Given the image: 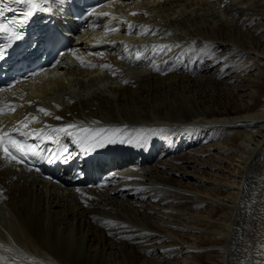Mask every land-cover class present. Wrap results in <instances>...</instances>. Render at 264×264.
<instances>
[{"label":"bare ground","instance_id":"1","mask_svg":"<svg viewBox=\"0 0 264 264\" xmlns=\"http://www.w3.org/2000/svg\"><path fill=\"white\" fill-rule=\"evenodd\" d=\"M249 1L112 6L97 31L74 43L69 57L77 66L66 70V81L56 79L59 91L35 90L19 105L0 95V124L24 121L22 132L38 143L60 144L69 166L79 164L94 141L118 137L106 158L92 164L103 179L91 186L70 188L68 177L50 185L0 158V204L14 215L6 216L8 223L0 219L3 264H146L148 255L157 264H264V104L257 106L264 69L254 63L245 78L238 64L264 61V22L248 28L259 2L243 6ZM244 27L261 45L251 40L247 50L233 51L232 40H242L231 33ZM110 30L98 47H88ZM197 84L209 90L189 95ZM222 85L232 87V101L218 100ZM41 93V106L26 109ZM68 125L76 127L53 132ZM222 126L233 130L224 138ZM239 127L248 132L238 143Z\"/></svg>","mask_w":264,"mask_h":264},{"label":"rangeland","instance_id":"2","mask_svg":"<svg viewBox=\"0 0 264 264\" xmlns=\"http://www.w3.org/2000/svg\"><path fill=\"white\" fill-rule=\"evenodd\" d=\"M253 2H259V7L258 6H254L253 8L254 9H257V11H255L256 13H255V15H253V16H251V21L248 23L249 25H248V28L249 29H251V27H253L254 25H256L258 22H264V0H250L249 2H246V3H244L243 4V6L244 5H249V4H251V5H253L254 3ZM262 3V4H261ZM260 4L262 5V6H260ZM51 7H52V10H55V7H56V4H55V1H53L51 4ZM121 7V6H120ZM111 9L112 8H109L108 10L109 11H111ZM260 10V11H259ZM112 12V11H111ZM122 14H123V12H122ZM126 15H129V14H127L126 13ZM173 18V17H172ZM222 19L224 20V19H228V17L227 16H223L222 17ZM175 20L176 19H174L173 18V21L171 20L169 23H175ZM253 20V21H252ZM115 22L117 21V25H118V22H119V20H114ZM163 21V20H162ZM252 22V23H251ZM112 24H114V22H112ZM116 24L115 25H112L111 27H113L114 28V26H116ZM159 26H160V24H159ZM247 27H244V28H242V29H240L239 30V32H232L231 34V38H233V37H236V38H241L240 40H242V41H239V40H232L233 42H232V47H234V49H233V51H235V50H237V49H241V51H243V50H247V48H248V45H245L244 43H248L247 41H251V42H253V43H255V42H257L258 44H259V46L261 45V42H260V40L258 41V39H256V37H255V35H253L252 33H249L250 31H246L247 29H248ZM241 31H242V33L244 32V33H246L245 35H243V36H241L242 34H241ZM108 32V31H107ZM106 33V32H105ZM108 33H110L109 35H108ZM107 34H106V37L107 36H111V35H113L112 33L113 32H108ZM234 34V35H233ZM240 34V35H239ZM239 36V37H238ZM252 36V37H251ZM106 37H104V39L103 40H106ZM108 38V37H107ZM137 38V37H136ZM235 38V39H236ZM244 41H246V42H244ZM250 42V43H251ZM229 44H230V42H229ZM235 44V45H234ZM239 44V45H238ZM243 45V46H242ZM263 46V45H262ZM244 48V49H243ZM243 49V50H242ZM155 50H157V49H155ZM155 50H153V51H155ZM206 51V50H205ZM249 51V50H248ZM157 52V51H156ZM258 53V52H257ZM150 54H148V57H150L149 56ZM253 56V55H252ZM252 56H249V57H252ZM154 58H155V55L153 56ZM250 60H252V59H250ZM151 63V62H150ZM259 64V65H261V66H263V69H264V61H261L259 58H257V59H253L250 63H248V64H246L245 62H243V59H241L240 61H238V64H239V66H241V71L239 72L240 74L239 75H241V77H245V78H250V73H249V71H247L248 69V67L250 66V65H252V64ZM179 65H180V63H179ZM200 66H198L197 67V69H201V68H205V66H204V64H199ZM243 69H245V71H243ZM247 69V70H246ZM64 74H63V76H62V80L63 81H66V79L64 78ZM61 78V77H60ZM56 79H59L58 77H57V75H55V77L54 78H48V77H42V78H40V80L38 81V82H36V83H33V84H29L28 86H25L24 88H22V89H18V90H15V91H12V93L10 92V95L9 94H5V96L3 95L2 96V98L4 99V101L3 102H6L7 104H11L10 102H12V103H15V104H20V101L22 100V99H24L25 101H26V99H28L29 97V95H31V94H34L35 93V90H39L40 89V87L41 86H43V87H45V89L46 88H48L49 86L51 87V86H54L55 85V81H56ZM111 80H112V78H109V81L111 82ZM244 81H247V79H245ZM244 81L242 82V83H244ZM197 82V81H196ZM202 82V83H201ZM203 82H206V81H199L198 83L199 84H201V85H203L204 83ZM191 83V82H190ZM189 83V84H190ZM201 85H199L198 86V84L197 85H193L192 87L190 86L189 87V89L191 90H188L189 92H188V94L190 95L191 93H193V92H207V90H209L208 89V87H206V86H201ZM35 86V87H34ZM195 86V87H194ZM194 87V88H193ZM197 87H198V89H197ZM205 87V88H204ZM222 87H224V89H222V92L219 94V95H216V97L217 96H219L218 97V100H220V101H224V102H229V101H232V100H230L232 97H233V95L235 94V92L232 90V87H228V86H226V85H222L220 88H222ZM226 87V88H225ZM30 88V89H29ZM34 88V89H33ZM196 88V89H195ZM28 90H30V91H28ZM34 90V91H33ZM263 90H264V83H263ZM211 91V90H210ZM229 91V92H228ZM212 92V91H211ZM264 92V91H263ZM159 94V93H158ZM194 94V93H193ZM226 94V95H225ZM17 95V97H15V96ZM153 95V94H152ZM192 95V94H191ZM214 97V96H213ZM220 98V99H219ZM2 99V100H3ZM6 99H8V101L6 100ZM149 99V98H148ZM1 100V101H2ZM6 100V101H5ZM9 102V103H8ZM223 102V103H224ZM262 104H264V97L263 98H261V101L259 100V103H258V105L257 106H261ZM224 128V129H223ZM230 127H228V126H222V127H219V131H221L222 132V134H223V138L227 135H230V130L231 131H233L231 128L229 129ZM236 130H238V131H241V132H239V134H238V136L236 137V139H237V141H238V143L241 141V139H242V136L246 133V132H248V130H247V127H239V128H237ZM120 133V132H119ZM226 133V134H225ZM234 133V132H233ZM225 156H228V157H230V155H228V154H226ZM232 158V157H231ZM210 160H212V158L211 157H209V158H207V159H205V161L206 162H210ZM230 168H232L231 166H229ZM211 172H213V169L211 170ZM2 203V202H1ZM98 204H99V202H98ZM95 205H97V203H92V207H90V209H89V211H93L94 210V206ZM12 212V210L10 209V207L9 206H7L6 204H4V203H2V204H0V219L2 220V221H5V222H9L8 221V219H7V215H9V214H11L10 216L11 217H13L14 218V215L11 213ZM96 217L98 218V219H101L102 218V215H100V214H98V215H96ZM148 257H150V258H152V259H149V258H145V259H143L144 260V262L146 263V264H150V262H151V264H157V262H156V258H153V257H151L150 255H148ZM154 260V261H153ZM146 261H148V262H146ZM153 261V262H152ZM143 262V263H144ZM155 262V263H154Z\"/></svg>","mask_w":264,"mask_h":264},{"label":"snow or ice","instance_id":"3","mask_svg":"<svg viewBox=\"0 0 264 264\" xmlns=\"http://www.w3.org/2000/svg\"><path fill=\"white\" fill-rule=\"evenodd\" d=\"M8 3L21 4V5H24L26 9L22 12L21 19H19L18 21L9 22V24L14 25L15 27H8V25L0 24V32H8L10 39H15V40H19L21 38V34L15 31L16 27H22L24 24H26L28 19L34 15L35 11H48L49 10L47 8L40 6L37 0H7V2H5V0H0V5H2V7H0V16H3L5 11L10 10L8 8ZM103 15H108V14L105 13ZM132 15H136V13H132ZM129 27H132V25H129ZM63 54L64 53H60V55H63ZM4 57H5V52L3 51V49H0V59H3ZM135 58L137 60L140 59L139 53L136 54ZM77 59H79V57H77ZM81 65L82 66H92V67L96 66L90 63H86L83 60H81ZM100 67L111 68L110 65H100ZM10 110L14 111L15 106H13ZM38 111L44 113V115H51V113H49L44 108H39ZM55 118L61 119L60 117H55ZM24 120H28L27 115L24 117ZM31 120L33 122H38L35 116H32ZM17 123L20 124L21 127H24V128L27 127V124H25L24 121H18ZM75 127H76L75 125H68L66 128L53 129V132L66 133L68 129L75 128ZM11 131L20 132V129L14 127ZM100 131H104V130L102 129ZM115 131H120V130L116 129ZM20 134L28 135L29 133L22 132ZM94 143L98 144L100 143V141L97 140V141H94ZM86 150H89V149H86ZM67 151L68 150L65 148L64 152L67 153ZM0 152L4 154L5 158L9 160H14L16 163H21L22 162L21 158L24 157L27 152H32L33 154H35L34 148H32L31 146L20 144V142L11 138L9 131H4V130H0ZM16 153H19L20 156L18 157ZM77 191H79V189H77ZM0 264H3V258H0Z\"/></svg>","mask_w":264,"mask_h":264}]
</instances>
